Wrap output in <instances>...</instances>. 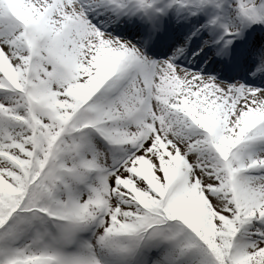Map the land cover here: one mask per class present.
I'll use <instances>...</instances> for the list:
<instances>
[{
	"label": "snow or ice",
	"instance_id": "6c2138e0",
	"mask_svg": "<svg viewBox=\"0 0 264 264\" xmlns=\"http://www.w3.org/2000/svg\"><path fill=\"white\" fill-rule=\"evenodd\" d=\"M229 7L238 22L220 0H0V264H138L146 249L264 264V88L181 67L187 42L154 60L88 15L146 18L149 43L170 9L212 8L202 27L228 56L264 26V0Z\"/></svg>",
	"mask_w": 264,
	"mask_h": 264
},
{
	"label": "rangeland",
	"instance_id": "374dc122",
	"mask_svg": "<svg viewBox=\"0 0 264 264\" xmlns=\"http://www.w3.org/2000/svg\"><path fill=\"white\" fill-rule=\"evenodd\" d=\"M222 3L224 6L223 15L225 16V19L229 22H238L235 16L234 8L229 7V5L234 3V0H225ZM97 12L103 16L104 21L97 18L99 17ZM214 13L215 9L212 8L200 11L196 15H192L187 9L178 10L176 8H172L168 11L167 15L160 20V30L155 33L153 41L149 43L145 42L144 29L151 27L152 24L150 21H147L146 18L142 20L140 16H136L141 19L142 23L145 24L147 21L150 25L145 24L143 29L127 31L126 29L130 24H132L131 21L135 19V16H132L131 18L127 16H120L118 20H115V18L111 19L110 11H106L104 8H96L94 11H89L88 15L89 19H91L93 23H95L102 31L109 33L113 37L130 41L138 47H141L144 54L154 60L167 58L172 54L174 49L182 47L187 42L184 57L179 58L177 63L180 64L181 67L190 71L199 72L202 76L215 77L216 79L223 81L220 78L224 77H221L220 74H216L213 70H210L209 72L206 71L209 69L208 67L213 64V53L216 47H207L205 51L199 52V49L204 45L205 40H208L209 37L211 39H215V37H217V40H219L222 34L220 30L212 31L209 28L202 27V25L206 24L210 15ZM176 25L178 26L177 31L175 30ZM240 37H243L245 42L247 39H250V41L245 45L246 47L243 52L248 53V49L250 55L254 57V63L252 62L249 65L252 70L251 73H253L255 72L257 65L260 63L259 49L262 45H264V26L253 24L252 26L245 28ZM160 38L163 39V42H159ZM196 55L202 60L201 66H198L197 61L194 59ZM189 62L191 65H189ZM262 77L264 78V73L262 74ZM262 77H259V81L257 83L247 84L246 81L242 80H240V82L251 87L264 88V82L260 83ZM224 82L232 84L236 81ZM3 97L4 93L0 92V99H3ZM101 150L103 151L105 149L101 148ZM254 231V226L245 225L241 228L238 236L247 240L249 236L254 233ZM84 235L85 238H87L89 234L85 233ZM144 254V257L137 258L138 264H149L150 261L154 264L157 256L156 250L150 249Z\"/></svg>",
	"mask_w": 264,
	"mask_h": 264
},
{
	"label": "bare ground",
	"instance_id": "6f19581e",
	"mask_svg": "<svg viewBox=\"0 0 264 264\" xmlns=\"http://www.w3.org/2000/svg\"><path fill=\"white\" fill-rule=\"evenodd\" d=\"M98 13V12H97ZM111 13V15H110V18L111 19H113V18H115V20H118V18L115 16V14H113L112 12H110ZM97 15H99V17H97ZM96 15V17L99 19V20H103V16L100 14V13H98ZM135 18V21L134 22H132V24H130L129 25V27L126 29L127 31H131V30H139V29H143L142 28V26H140V23H139V20H138V18L137 17H134ZM104 21V20H103ZM117 24V23H116ZM119 24V23H118ZM125 30V31H126ZM175 30L177 31L178 30V26L176 25L175 26ZM217 41V40H216ZM250 41V39H247V41H246V43L247 42H249ZM159 42H163V39H159ZM223 43V41H220V46H221V44ZM241 43V42H240ZM239 43V44H240ZM214 45H217V44H214ZM239 46V45H238ZM237 46V47H238ZM235 51V50H234ZM230 52V51H229ZM198 55V54H197ZM197 55L195 56V60L197 61V65L198 66H201V62H202V60L200 59V58H198L197 57ZM182 58L184 57V55H182L181 56ZM229 58V57H228ZM226 56H218V57H216V61L217 62H219L220 64H219V66H221L222 65V63H226V62H228V64H230V58L228 59ZM213 65H214V63L213 64H211V66L209 67V70H215V69H217V67H215V68H213ZM218 66V67H219ZM229 67H230V70H231V68L234 70V68L233 67H231V65H228ZM220 68V67H219ZM236 71V70H235ZM238 72V71H237ZM257 75H259L258 73H257ZM261 75H262V73H261Z\"/></svg>",
	"mask_w": 264,
	"mask_h": 264
},
{
	"label": "trees",
	"instance_id": "16d2710c",
	"mask_svg": "<svg viewBox=\"0 0 264 264\" xmlns=\"http://www.w3.org/2000/svg\"><path fill=\"white\" fill-rule=\"evenodd\" d=\"M222 1H224V0H220V2H222ZM148 250H150V249H146L139 257H141L142 255H144V253L146 252V251H148Z\"/></svg>",
	"mask_w": 264,
	"mask_h": 264
}]
</instances>
